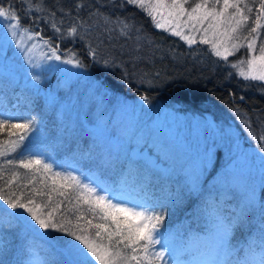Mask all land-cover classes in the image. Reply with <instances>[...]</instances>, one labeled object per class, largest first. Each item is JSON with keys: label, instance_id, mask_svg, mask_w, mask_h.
I'll return each mask as SVG.
<instances>
[{"label": "snow or ice", "instance_id": "snow-or-ice-1", "mask_svg": "<svg viewBox=\"0 0 264 264\" xmlns=\"http://www.w3.org/2000/svg\"><path fill=\"white\" fill-rule=\"evenodd\" d=\"M34 2L19 0L17 5L15 0H0V21L4 22L2 26L7 33L0 42V69L6 73L2 79L10 83H18L19 74H23L24 88L38 95L48 72L82 75L58 65L45 67L48 61H59L75 69H84L87 65L74 53L72 58H63L59 54V45H54L51 38L44 40L39 31L22 26L21 12L32 13V17L24 18H30L33 24L41 20L35 16ZM124 5L139 9L156 28L168 31L189 46L197 44L196 34H199V43L209 45V53L231 69H238V75L244 80L264 82V0H116L114 4L116 7ZM81 9L86 16L81 15ZM73 10L77 15L67 36L80 40L87 38V54L93 61H97L101 49L115 48L117 33L133 38L130 32L135 26L128 17L113 20L95 4L77 3ZM60 13L66 15L62 9ZM56 15L57 11L51 12L53 18ZM51 27L57 33L62 32L55 22ZM9 36L15 51L8 41ZM36 38L43 41L48 52L37 53L39 44L27 43ZM60 38L65 37L61 35ZM119 47L123 50L124 46ZM242 49L237 62L229 63V57ZM17 60L21 62L17 64ZM97 62L107 68L114 65L115 58L107 59L101 55ZM101 89L102 85L98 84L96 91ZM48 97L55 102L51 92ZM141 99L151 103L148 96ZM13 120L23 122L14 123ZM244 123L250 129V138L258 141L259 151L264 153V131L257 134L251 130L249 121ZM36 125L34 115H0V133L7 129L9 136L8 141H0V157L5 158L4 164H0V264H174L170 240L164 238L162 242L159 238L168 215L164 204L140 205L138 210L137 206L128 205L122 195L125 191L122 186L106 188L91 177L54 171V165L46 162L42 154L25 157L17 150L22 149L24 141L37 130ZM236 147L239 151V145ZM9 153H16L18 158H7ZM259 159L264 163V155ZM96 163L105 171L119 169L123 186L128 185L129 177L140 191L150 184L152 169L138 160H121L108 153L99 157ZM17 168L27 170V174L20 173ZM198 179V176L193 179L192 190L196 189ZM233 183L235 181L229 182L225 177L220 199L206 200L202 211L211 230L221 233V248L229 257L225 264H264V181L259 185V201L256 188L252 186L246 188L240 202L231 206L229 193ZM182 195L175 193L169 199L175 204L182 200ZM256 213L258 239L253 237L245 245L235 247L232 243L234 234L242 235L246 228L251 229ZM25 255L27 258H23Z\"/></svg>", "mask_w": 264, "mask_h": 264}, {"label": "trees", "instance_id": "trees-1", "mask_svg": "<svg viewBox=\"0 0 264 264\" xmlns=\"http://www.w3.org/2000/svg\"><path fill=\"white\" fill-rule=\"evenodd\" d=\"M15 3L19 5V0H15ZM77 3L99 5L105 15H111L113 20L128 17L130 23L134 24L135 27L130 32L132 39L117 33L115 48L105 47L97 56V61L101 55L107 59L115 58V63L111 67H103L87 54L89 50L87 38L80 40L67 36V30L77 15V11L73 10ZM115 3L116 0H35L33 10L35 16L41 18L35 24L30 18H24L32 17V13L21 12L23 27L39 31L48 40L51 38L54 45H59V54L63 58H72L74 53L87 67L75 69V72L82 75L74 76L67 88H63L64 84L56 82V71L49 73L48 78L41 84L49 87L56 85L58 97L54 103L40 93L37 95L25 89L21 82L4 81L2 77L5 74L0 71V115L37 117V130L24 141L22 149L17 150L22 151L24 156L31 153L42 154L46 162L54 165V171L74 172L76 175L86 177L98 173V182L101 186L106 188L122 186L124 190L134 188L137 194H141L147 207L164 204L168 215L159 238L162 242L164 238L170 240L174 264H187L193 258H200L214 244L211 225L202 209L206 200L218 201L223 191V186L215 184V181L218 183L217 179L224 174L222 170L226 158L223 156L226 154L222 153V150L225 152L223 145L217 147L213 164L207 169L202 180L197 181L195 190H192L191 179H176L151 171L150 184H146L144 190L140 191L133 183L132 177L128 178L127 186L120 184L123 177L119 169L105 171L98 168L97 159L108 153L118 156L121 160L129 158L119 156L101 138L85 127V120L79 107L86 106L83 111L88 119L93 117L95 120L105 121L109 128L116 130L118 128L114 116L117 117L115 111L119 101L138 99L143 104V109L149 107L152 109L157 102H161L181 112L210 114L214 121H219L224 126L232 124L237 128L245 145L259 150L258 141L250 138V129L244 121L250 122L251 130L255 133L260 134L264 131V82L244 80L238 75V69H231L224 61L211 55L208 51L209 45L199 43V34H196L197 44L189 46L179 37L156 28L151 19L139 9L130 5L116 7ZM61 9L66 15H61ZM54 10L57 11V15L53 18L51 12ZM70 10L71 14L67 15ZM79 11L81 15L86 16L83 9ZM52 22L61 27V33L53 30ZM3 24L4 22L1 26ZM140 29L142 31H138ZM61 35L65 38L61 39ZM120 45L124 46L123 50ZM243 51L242 49L240 53L229 57V62H237ZM98 84L102 85L100 92L96 91ZM142 96H148L151 103H145L141 99ZM62 104L68 105L64 107ZM158 132L161 131L154 132L152 142L143 146H147L160 157L163 151H169L164 150V141L156 134ZM8 140L6 129L0 133V141ZM8 156L18 158L16 153H9ZM4 159L0 157V164H4ZM139 162L141 165H147ZM16 170L25 174L22 168ZM143 170L141 167L140 171ZM261 181H264V171L256 186L258 201ZM175 193L183 195L180 202L173 204L169 197ZM229 195L231 206H235L242 200L244 192L232 186ZM156 210L159 211V208ZM252 225L251 229L246 228L242 235L234 234L235 239L232 243L235 247L239 248L256 237V228L259 226L258 213L253 214ZM16 243L19 244V241ZM159 247L156 246L157 249ZM228 259L225 253L220 264H225Z\"/></svg>", "mask_w": 264, "mask_h": 264}, {"label": "rangeland", "instance_id": "rangeland-1", "mask_svg": "<svg viewBox=\"0 0 264 264\" xmlns=\"http://www.w3.org/2000/svg\"><path fill=\"white\" fill-rule=\"evenodd\" d=\"M2 22L0 21V42L4 41L7 34L6 28L1 26ZM44 40L48 39L44 38ZM8 41L13 45L12 50L15 51L14 42L11 41L10 36ZM27 43L29 45L32 43L39 44L37 53L49 51L43 41L38 38L27 41ZM20 62L19 60L16 61L17 64ZM49 65H58L60 68H68L69 71L75 72V68H72L71 65L61 64L59 61H48L45 67ZM244 67L246 69V65ZM0 71L6 74L3 69ZM51 72L47 73L46 78ZM73 77L56 71V82L64 84L63 88L71 85ZM18 79L24 84L23 74H19ZM49 92L56 100L58 97L56 85L53 87L40 85L39 93L47 100H49ZM119 102L115 111L117 117L114 116V118L117 128L124 131L112 130L105 121L95 120L93 117L88 119L83 111L86 106L79 107L82 110L81 114L85 120V127L98 138H101L119 156L144 162L149 165L147 167L151 168L152 171L161 175L191 180L198 176L199 181L202 180L207 169L213 164L217 147L223 145L225 152L222 150V153L226 154V156L222 155L226 158L225 167L222 170L224 174L217 179L218 183L215 181V184L223 186L224 179L227 177L229 182L235 181L232 186L235 189L238 187L242 192H245L248 187L255 186L256 188L264 171V163L259 157L264 154L254 147L245 145L234 125L226 124L224 126L221 122L214 121L210 114L200 115L192 112H181L171 105L161 102H157L152 109L150 107L143 109V104L138 99H123ZM62 105L67 107L68 104ZM73 112L77 113L75 110ZM156 131H161L156 134L163 139L164 150L169 151H163L164 153L160 155L162 158L154 154L147 146H143L154 140V132ZM237 145H239V151H237ZM208 156H210V160ZM7 158L14 159L12 156ZM97 174L87 177H91L95 183L101 185L98 182ZM135 191L133 188L122 193L128 205L130 207L146 206L141 194H137ZM102 194L107 195V193ZM211 235L214 237V244L211 248L206 250L200 258H193L187 264H220L221 258L226 253L221 248V233L211 231Z\"/></svg>", "mask_w": 264, "mask_h": 264}, {"label": "bare ground", "instance_id": "bare-ground-1", "mask_svg": "<svg viewBox=\"0 0 264 264\" xmlns=\"http://www.w3.org/2000/svg\"><path fill=\"white\" fill-rule=\"evenodd\" d=\"M264 154V153H263ZM29 156V155H28ZM22 171L25 173V174H27V170H25V169H22Z\"/></svg>", "mask_w": 264, "mask_h": 264}]
</instances>
